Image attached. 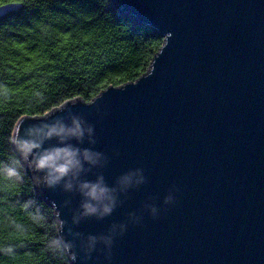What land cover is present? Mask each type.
Wrapping results in <instances>:
<instances>
[{
  "label": "water",
  "instance_id": "95a60500",
  "mask_svg": "<svg viewBox=\"0 0 264 264\" xmlns=\"http://www.w3.org/2000/svg\"><path fill=\"white\" fill-rule=\"evenodd\" d=\"M112 1L163 38L147 71L90 102L21 117L13 129L70 107L94 126L96 144L81 147L108 157L87 179L102 173L111 187L138 168L147 178L120 195L110 216L73 228L85 237L107 234L142 213L115 239L111 260L96 251L71 264H264V0ZM18 7L1 5L0 16ZM173 185L175 203L165 207ZM38 190L56 220L71 225L80 197L57 207L70 194ZM145 203L161 209L157 219Z\"/></svg>",
  "mask_w": 264,
  "mask_h": 264
},
{
  "label": "trees",
  "instance_id": "16d2710c",
  "mask_svg": "<svg viewBox=\"0 0 264 264\" xmlns=\"http://www.w3.org/2000/svg\"><path fill=\"white\" fill-rule=\"evenodd\" d=\"M20 7L0 16V161L16 153L10 143L21 117H41L64 102H90L108 86L143 75L163 43L155 31L120 13L112 0H0ZM22 182L0 177V264H71L47 248L56 235V215L40 196L29 169ZM35 201L25 209V201ZM45 217L34 222L30 213ZM25 226L18 234L9 220Z\"/></svg>",
  "mask_w": 264,
  "mask_h": 264
},
{
  "label": "clouds",
  "instance_id": "9594fccd",
  "mask_svg": "<svg viewBox=\"0 0 264 264\" xmlns=\"http://www.w3.org/2000/svg\"><path fill=\"white\" fill-rule=\"evenodd\" d=\"M55 141V143H51ZM75 141V143H73ZM87 141L89 145L96 144L94 126L86 119L71 111L70 107L59 113L45 118L28 127L18 126L10 138V143L16 153L11 161H0V177L10 184L22 182V169H30L34 173L37 187L56 190L70 194L69 198L57 207H70L71 196L80 197L79 206L73 210L71 225L58 216L56 220V235L48 240V250L70 257L72 262L78 259L80 253L83 260L92 258V253L101 251L105 258L111 260L112 247L118 236L127 231L128 223L139 224L143 215L129 213V220L125 223L112 224L107 234L87 235L86 237L73 228L83 220L96 218L102 220L110 216L119 203L121 194H126L131 188L147 182L143 169L130 170L116 180L115 186H109L102 173H97L95 180L86 178L93 169H102L108 163V157L93 147H81ZM119 153H116L118 155ZM175 186L169 189L164 197L166 207L175 203L173 192ZM154 200L155 198H150ZM55 203V202H54ZM35 201H25L23 207H33ZM143 211H147L153 219L159 217L161 209L154 203H145ZM34 222H42L45 217L39 213H30ZM9 227L18 234L26 232L23 224L14 219L9 220ZM119 227V231L117 228ZM71 237L72 239H67ZM0 254L14 256L15 248L11 244H0Z\"/></svg>",
  "mask_w": 264,
  "mask_h": 264
}]
</instances>
